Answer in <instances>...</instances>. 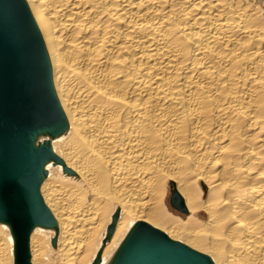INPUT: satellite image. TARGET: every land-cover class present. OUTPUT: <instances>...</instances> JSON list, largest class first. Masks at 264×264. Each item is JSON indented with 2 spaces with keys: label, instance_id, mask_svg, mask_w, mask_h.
I'll return each instance as SVG.
<instances>
[{
  "label": "bare ground",
  "instance_id": "6f19581e",
  "mask_svg": "<svg viewBox=\"0 0 264 264\" xmlns=\"http://www.w3.org/2000/svg\"><path fill=\"white\" fill-rule=\"evenodd\" d=\"M23 2L62 121L35 140L46 217L21 253L0 221V264H112L145 225L264 264V0Z\"/></svg>",
  "mask_w": 264,
  "mask_h": 264
},
{
  "label": "water",
  "instance_id": "95a60500",
  "mask_svg": "<svg viewBox=\"0 0 264 264\" xmlns=\"http://www.w3.org/2000/svg\"><path fill=\"white\" fill-rule=\"evenodd\" d=\"M47 57L23 0H0V221L25 245L46 217L38 195L48 149L38 134L60 129ZM112 264H210L150 226L136 227Z\"/></svg>",
  "mask_w": 264,
  "mask_h": 264
},
{
  "label": "rangeland",
  "instance_id": "374dc122",
  "mask_svg": "<svg viewBox=\"0 0 264 264\" xmlns=\"http://www.w3.org/2000/svg\"><path fill=\"white\" fill-rule=\"evenodd\" d=\"M167 199H168L169 202L173 203V196H172V193L171 192L168 193ZM174 203H176V202H174Z\"/></svg>",
  "mask_w": 264,
  "mask_h": 264
}]
</instances>
